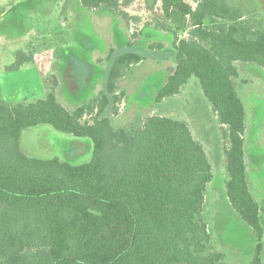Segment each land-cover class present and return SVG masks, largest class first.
Returning <instances> with one entry per match:
<instances>
[{
	"label": "trees",
	"instance_id": "obj_1",
	"mask_svg": "<svg viewBox=\"0 0 264 264\" xmlns=\"http://www.w3.org/2000/svg\"><path fill=\"white\" fill-rule=\"evenodd\" d=\"M79 1L89 11L122 14L123 0ZM158 1L167 20L187 22L183 28L159 26L174 36L170 54L158 43L110 50L103 91L74 111L59 103L51 79L44 99L15 106L2 100L0 90V264H223L203 219L212 169L189 127L161 116L129 129L112 124L125 70L158 56L173 58L176 69L157 103L179 95L195 77L212 105L222 126L226 194L255 234L251 264H262V209L249 186L246 111L234 80L237 63L264 69V31L244 23L242 12L225 0H192L195 7ZM22 56L15 67L35 61ZM50 57L47 52L43 58L46 72ZM41 125L91 139L92 161L73 166L24 154L23 131Z\"/></svg>",
	"mask_w": 264,
	"mask_h": 264
},
{
	"label": "rangeland",
	"instance_id": "obj_2",
	"mask_svg": "<svg viewBox=\"0 0 264 264\" xmlns=\"http://www.w3.org/2000/svg\"><path fill=\"white\" fill-rule=\"evenodd\" d=\"M225 1L242 12L244 23L254 30L264 31V0ZM185 2L195 7L192 0ZM120 11L122 14L116 16L119 27L121 31L125 27L127 30L118 32L111 43L106 42L110 22L105 21L102 15H94L85 10L79 0H0L2 100L15 106L34 99H44L55 81L58 100L60 103H68V110L74 111L90 101L100 89H104L110 66L107 60L110 54L108 48L111 45L117 50L135 45L144 49V43L149 39L168 42L173 37L172 34L147 29L148 27L169 25L183 28L187 23L175 16L173 21L167 20L160 1L123 0ZM113 26L117 31V22ZM144 32L143 41L139 42ZM184 34V31L179 32L180 36ZM47 52L50 53L51 63L46 77L40 63L27 62L15 67L22 55L34 57L35 60L38 57L43 62ZM166 53L170 54L169 51ZM236 65L240 70L237 87L245 86L243 91L239 89V96L246 111L245 152L248 175L253 186V196L260 202L261 224L264 229V69L256 64ZM128 70H125V75L131 73ZM166 74L165 70L157 69L155 64H149L127 76L129 83L132 82L127 96L130 120L141 115L144 109L150 108L147 106L156 104L155 92ZM47 79L52 80V87ZM192 79L197 81L195 77ZM196 96L197 94L184 96L182 103L186 104L190 98ZM124 101L123 97L118 104V114L112 117L116 130L127 123L122 114L125 111ZM174 101L176 100L168 102L167 105L171 107H154L156 110H150L147 114L158 110L166 111V114L169 113L174 118L177 109L186 110V107H175ZM205 103L203 98L197 99L194 104L196 107H187L186 114L190 119L201 118L200 123L207 122L212 116L208 113V107H204ZM86 120L90 121L91 118L86 117ZM139 122L133 126L142 121ZM206 128V137L214 139L212 143L217 146L216 126L209 122ZM20 144L26 155L41 160L58 158L73 166H80L90 163L93 158L94 145L91 139L62 134L49 125L24 130ZM216 155L215 152L211 156L213 178L206 192V202L208 200L209 204L205 203L203 209V219L208 223L212 236L211 246L215 251L223 253V264H251L256 253L257 240L252 229L232 212L225 188L227 174L220 162L221 158ZM261 258L264 264V236Z\"/></svg>",
	"mask_w": 264,
	"mask_h": 264
},
{
	"label": "crops",
	"instance_id": "obj_3",
	"mask_svg": "<svg viewBox=\"0 0 264 264\" xmlns=\"http://www.w3.org/2000/svg\"><path fill=\"white\" fill-rule=\"evenodd\" d=\"M81 4V3H80ZM82 6V5H81ZM84 8V7H83ZM85 9V8H84ZM87 10V9H85ZM89 11V10H88ZM91 12L92 14L94 15H102L104 16V20L106 21H109L110 22V27L108 28L109 29V32L108 34L106 35V42L107 41H110L112 43L113 41V37H115L117 35L118 32L121 31V27H119V20L117 19V14H111V13H98V12H93V11H89ZM106 16H111V17H106ZM101 18V17H99ZM127 19V18H126ZM117 22V25H118V29L117 31L114 30V23ZM153 29V30H158V31H162L164 33H168V32H165L159 28H154V27H148L147 29ZM146 29V30H147ZM124 30V28L122 29V31ZM125 30H127V27H125ZM124 30V31H125ZM143 30V29H142ZM145 30V32H146ZM111 31V33H110ZM121 31V32H122ZM114 32V33H112ZM145 32L143 33L142 37L140 38L139 42H142L143 41V38H144V34ZM114 34V36H113ZM168 34H171V33H168ZM186 34H184L185 36ZM173 36V35H172ZM150 37V34L147 36V38L149 39ZM105 39V38H104ZM174 40V36L172 37V39L168 42H165V41H155V40H152V39H149L147 42L144 43V46H145V49L150 46L151 44H154V43H158V44H164L165 45V51H170L172 50V42ZM108 44V43H107ZM112 46V45H111ZM109 47L108 50H112L114 49L113 47ZM137 46V45H135ZM128 47V46H127ZM165 51H161V54H165ZM156 54H160L159 52H157ZM162 56V55H161ZM35 63H40L42 65V68H43V62L42 60L40 61L39 58H36L35 61H33ZM149 64H155L156 68L157 69H162V70H165L167 72L166 76L164 77V80L162 81V84L161 86L158 88V90L155 92V95H157L158 91L162 89V87L167 83V80L168 78L174 73L175 69H176V64L173 60V58L171 57H160L158 56V58H154V59H151V60H147V61H143L139 64H136V65H133L129 68V72L133 73V71L137 70L138 68H142L144 67L145 65H149ZM242 66H249L248 64L247 65H242ZM236 68H237V71H238V74L240 76V70L238 69V66L236 65ZM131 73H129L128 75H130ZM43 74L44 76L46 77L47 74H48V71L46 72L43 68ZM67 74V73H66ZM70 75V74H68ZM128 75H125L123 78H121L118 83H117V87H118V94L120 93H123L124 94V107H125V111L122 113L124 114V118L127 120V123L123 126H121L123 129H128L130 126H133L135 124H137V122H141V121H144L146 118L148 117H152V116H161V117H170V118H173V116L171 114H166L167 112L164 111V112H159V110L157 112H153L151 114H147L150 110H156L154 107H171L170 105H167L168 102H170V100H176L174 101V104H175V107H186V110L185 108H183L182 110L181 109H177L176 110V117H174V119L176 120H179L183 123H185L189 129L191 130V133L194 137V139L196 140V142H198L202 147L203 149L205 150V153H206V156H207V159L211 165V169H212V160H211V156H213V154L215 155V152H216V156L220 157L221 158V163H222V166L224 167V161H225V147H224V142H223V136H222V126L219 122V119L217 117V115L214 113L213 111V108H212V105L210 104V102L208 101V99L206 98L202 88H201V85L197 79V81H194L192 78L189 80L188 84L182 89L181 93L177 96H174V97H171V98H167V99H164L162 102L160 103H157L156 104H151L147 107H150L149 109H144L142 114L141 115H138V116H135V117H132V119L130 120V116L128 114V93H129V88L131 89L130 86V82L129 83V79H128ZM237 80L238 78H236L234 80V85H235V88L239 94V89H241L243 91L244 87H241V88H238L237 87ZM129 83V84H128ZM128 84V85H127ZM1 90V88H0ZM73 89H71L72 91ZM103 91L102 89H100L97 93H95L91 99H93L94 97L98 96L100 94V92ZM42 93L44 94V91H42ZM55 94H56V89H55ZM190 94H197L196 97L194 98H190L189 102L186 103V104H183L182 103V98L185 96V97H189ZM57 96V94H56ZM1 98H3L2 96V91H1ZM204 99L206 101L205 103V106L204 107H208V113L212 116L211 119L209 117L208 121L207 122H203V123H200L201 122V118L200 119H195L194 117H192V119L189 118L188 114L187 113V107H196L194 104H195V101L198 99ZM58 99V98H57ZM34 100H37V99H34ZM242 100V99H241ZM59 101V100H58ZM243 102V101H242ZM60 103V101H59ZM61 105H63L66 109H68L67 106L68 103H60ZM177 105V106H176ZM147 114V116H146ZM129 117V118H128ZM145 117V118H144ZM139 122V123H140ZM211 122L212 124H214L216 126V129L218 130V135H216V143H217V146L216 145H213L212 141H214V139H208L206 136L207 135V124ZM112 123H113V120H112ZM195 125V126H193ZM197 125H199V127H197ZM201 125V126H200ZM121 128V129H122ZM215 147V148H214ZM22 150V149H21ZM24 151V150H23ZM22 151V152H23ZM246 151V150H245ZM24 153V152H23ZM25 154V153H24ZM28 156V155H27ZM30 157V156H29ZM33 158V157H31ZM245 159H246V152H245ZM246 166H247V162H246ZM224 170H225V167H224ZM247 174H248V166H247ZM213 175V174H212ZM248 180H249V186H250V190H251V193L253 192V186H252V182L249 178V175H248ZM211 183V182H210ZM209 183V185H210ZM208 185V186H209ZM208 188V187H207ZM225 188H226V183H225ZM254 194V192L252 193ZM227 195V194H226ZM255 196V195H254ZM228 198V197H227ZM255 198V197H254ZM255 200L257 201V199L255 198ZM229 201V199H228ZM206 204H209V201L207 200V202H205ZM259 205H260V202L258 201ZM230 204V202H229ZM206 206V205H205ZM231 206V204H230ZM261 207V206H260ZM232 208V206H231ZM232 212L234 214H236V216H238V214L235 212V210L232 208ZM211 233V232H210ZM212 237V236H211ZM214 250V249H213Z\"/></svg>",
	"mask_w": 264,
	"mask_h": 264
}]
</instances>
